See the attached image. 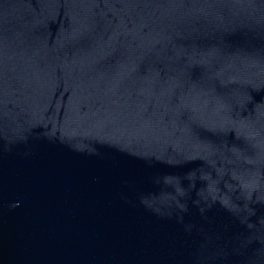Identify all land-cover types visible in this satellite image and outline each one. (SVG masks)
<instances>
[{
    "label": "water",
    "instance_id": "1",
    "mask_svg": "<svg viewBox=\"0 0 264 264\" xmlns=\"http://www.w3.org/2000/svg\"><path fill=\"white\" fill-rule=\"evenodd\" d=\"M0 264H264V0H0Z\"/></svg>",
    "mask_w": 264,
    "mask_h": 264
}]
</instances>
